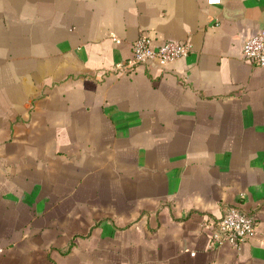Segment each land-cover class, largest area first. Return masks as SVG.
Here are the masks:
<instances>
[{"label":"crops","instance_id":"0c3cea01","mask_svg":"<svg viewBox=\"0 0 264 264\" xmlns=\"http://www.w3.org/2000/svg\"><path fill=\"white\" fill-rule=\"evenodd\" d=\"M263 25L264 0H0V264H264ZM141 33L190 50L115 69ZM226 207L253 235L210 245Z\"/></svg>","mask_w":264,"mask_h":264},{"label":"built area","instance_id":"2783aa9c","mask_svg":"<svg viewBox=\"0 0 264 264\" xmlns=\"http://www.w3.org/2000/svg\"><path fill=\"white\" fill-rule=\"evenodd\" d=\"M207 2L219 3L220 0H207ZM241 42L243 59L253 64L264 65V25L254 34L246 35ZM130 44L132 55L117 61L113 65L115 69L125 70L137 62L166 67L173 58L186 55L191 46L188 41L177 38L165 39L155 44L146 33L137 35ZM223 211V214L216 218L211 226L210 245H219L228 240L229 243L239 246L249 235H253L255 218L252 213H246L235 207H226ZM0 251H2L1 246Z\"/></svg>","mask_w":264,"mask_h":264}]
</instances>
